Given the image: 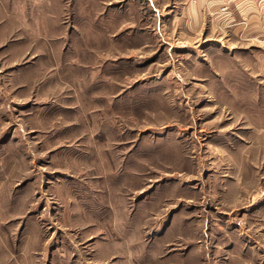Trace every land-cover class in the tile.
<instances>
[{"label":"rangeland","instance_id":"1","mask_svg":"<svg viewBox=\"0 0 264 264\" xmlns=\"http://www.w3.org/2000/svg\"><path fill=\"white\" fill-rule=\"evenodd\" d=\"M184 5L0 0V264H264V43Z\"/></svg>","mask_w":264,"mask_h":264},{"label":"crops","instance_id":"2","mask_svg":"<svg viewBox=\"0 0 264 264\" xmlns=\"http://www.w3.org/2000/svg\"><path fill=\"white\" fill-rule=\"evenodd\" d=\"M159 1V0H158ZM171 1V0H169ZM184 2L185 27L188 32L209 30L219 34L227 32L228 27L234 34L250 44L264 43V0H174ZM208 32V31H207ZM255 62L259 73L264 76V52H260ZM259 210H264V202Z\"/></svg>","mask_w":264,"mask_h":264}]
</instances>
